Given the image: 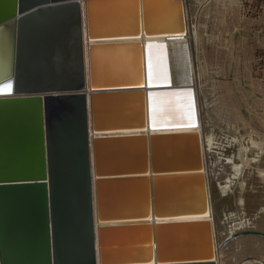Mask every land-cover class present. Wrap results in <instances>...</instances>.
Wrapping results in <instances>:
<instances>
[{"label":"water","instance_id":"obj_1","mask_svg":"<svg viewBox=\"0 0 264 264\" xmlns=\"http://www.w3.org/2000/svg\"><path fill=\"white\" fill-rule=\"evenodd\" d=\"M126 1H2L0 32L10 34L0 78V264H218L230 242L264 238L245 231L217 247L213 206L223 194L206 173L200 136L145 134L197 126L189 27L182 2L155 0L156 26L152 0H136L129 30L99 31V4ZM106 48L116 57L135 48L133 81L99 80L95 58ZM152 49L167 59L161 77L152 78ZM138 130L145 135L114 137Z\"/></svg>","mask_w":264,"mask_h":264},{"label":"rangeland","instance_id":"obj_2","mask_svg":"<svg viewBox=\"0 0 264 264\" xmlns=\"http://www.w3.org/2000/svg\"><path fill=\"white\" fill-rule=\"evenodd\" d=\"M186 20L191 33L188 39L195 68L194 88L205 144V137L211 141L212 134L225 138L229 128L234 134L232 129L238 127L236 121L247 119L241 101L243 94L251 95L249 92L258 87L264 90V0H191ZM130 61L132 58H127V64ZM133 61L135 63L134 56ZM209 117L220 121V126L208 127ZM243 131L247 133L246 129ZM260 131L264 133L263 128ZM259 164L261 169L250 176L245 188L233 191L214 204L213 221L218 242L227 239V230L233 223L239 227L245 221L251 224L250 231L264 233V158ZM216 165L222 166L217 162ZM224 167L227 171H230L228 167L233 168ZM221 188L225 195L230 185ZM224 218L229 221L224 223ZM227 247L230 254L226 264H243V260L249 264L264 263L262 237L238 238L224 250Z\"/></svg>","mask_w":264,"mask_h":264},{"label":"bare ground","instance_id":"obj_3","mask_svg":"<svg viewBox=\"0 0 264 264\" xmlns=\"http://www.w3.org/2000/svg\"><path fill=\"white\" fill-rule=\"evenodd\" d=\"M128 1H129L130 5L127 7L125 4ZM126 2L122 3V4H124V6H122V7L118 5L116 11H114V10L111 11V14L113 17L112 20L114 21L115 19H118L117 20L118 22L115 21L113 23L108 22V16L102 10V8L104 7V4H99L98 11H97V13H98V18H97L98 27H97V29L101 32H104L105 30H113L116 32H122V31L129 30L131 28L130 25L133 24V20H134L135 15H136L135 8H134V4H135L136 0H127ZM149 6H150L149 7L150 10H149L148 16H150L152 18V23L155 22V25L159 26L160 24H162V22H161L162 20H161V18L158 19V15H162V14L160 13L159 9L157 7H155V0H152L151 4ZM115 12L118 15L116 18L114 16ZM184 13L186 14L185 11H184ZM149 20H150V18H149ZM189 33H190V31H189ZM188 35L189 34H187V36L184 38V43H185V46H188V51H189L190 60H191L190 64H191L192 79H193V84L195 85V68H194V62L192 59V53L190 50V44H189L190 41L188 39ZM146 41H147V39L143 38L142 40H140V43H144ZM89 45L90 44L88 42H86L87 55H88L87 49H88ZM174 47L175 48L173 49V53L175 52V54L177 53L180 56V52H181L182 48H178L177 46H174ZM106 49L108 50V48H106ZM134 50H135V48H133L129 52L135 53ZM160 51H161V54H159V56H157L155 49L150 50V54H149L150 63L153 64V65H151L152 67H150V69L152 70V78L161 77V73L163 71L162 67L165 65V60H167L166 57L165 58L162 57V52L164 53V50L161 49ZM100 54H101V56L99 55V57L97 59L95 58V69H96L95 72L97 73V77L99 78L100 81H110V80L133 81L135 79V77H137V75L139 74L138 69H137V63H136V61L134 63L133 60L130 61L129 63L131 65V68H133V69L136 68L135 73L132 76L131 75L132 72L126 71L128 64L126 61L127 55L124 51L121 53V55L119 57H116V58H115V55H117V53L115 55H112V52L110 50H108V51L100 50ZM156 58H157V63L155 65L154 60ZM115 63H117V65ZM118 63L122 67H119ZM179 65H181V66L183 65L181 61L179 62ZM112 67H113V69H117V71H119V73L117 74L115 72L116 70L110 71ZM89 72H90V68H89V55H88V78H89ZM116 75H118V77H115ZM194 85L192 86V90L194 92L195 99H196V108H197V114H198L197 126L191 127V128H183V129H177V128L153 129V128H150V130L144 131L146 135H147V133L150 135H170V134H179V133H196L200 136L202 145L204 144V139H203V136L201 133L202 132L201 131V114H200V109H199V104H198V97H197ZM186 129H188V130H186ZM123 134H130V135H125V136L122 135V136H114V137H139V136L145 135V134H142L141 130L134 131V134H132V132H130V133L126 132ZM102 137H103V135H101V138ZM220 190L223 194L222 188H220ZM206 221H209L212 223L211 214H209V218L206 219ZM171 223H179V222H171Z\"/></svg>","mask_w":264,"mask_h":264},{"label":"crops","instance_id":"obj_4","mask_svg":"<svg viewBox=\"0 0 264 264\" xmlns=\"http://www.w3.org/2000/svg\"><path fill=\"white\" fill-rule=\"evenodd\" d=\"M2 1L4 0H0V15L2 14L5 4L4 2L2 3ZM127 7L130 5L129 1L126 2L125 4ZM119 6H124V4H121ZM118 5H114V7H103L102 10L103 12L106 13V15L108 16V22H118V19H115L118 15L115 12L114 16H115V20H112V14L111 11L114 10L116 11ZM82 13H83V18H84V29H86V18H85V14H86V8H85V3L82 2ZM110 14V15H109ZM110 17V18H109ZM9 34L10 31L8 29H5L3 31L0 32V78H2L3 75H5V72L8 69V45H9ZM86 40V38H85ZM126 53V52H125ZM129 54L131 52H128ZM121 54H119L118 56H120ZM133 56L134 54L132 53L131 55H127L126 57V61L127 58L133 60ZM116 58V56H115ZM134 62V61H133ZM86 65H87V75H88V55L86 52ZM133 67V66H132ZM118 74L119 71H117V69H113V67L111 68L110 71H114ZM136 68H131L130 63H128V67L126 68L127 72H132V76L135 73ZM115 77H118V75H116ZM245 77H247V75H245ZM257 85V83H256ZM250 94H243V98H242V103H243V107L244 110L247 112V119H239L238 121H236V126H242L243 129H247V128H253L258 135H261L264 137V133H261V129H264V90L260 89V87H258V89H254ZM257 94L259 95L257 97ZM212 107V104H211ZM212 117V116H211ZM209 117L208 120L213 124L214 127L220 126V121L217 122L216 120L214 121L213 118ZM219 120H221V118H218ZM224 126V125H222ZM229 127V126H228ZM230 129V128H229ZM230 132V131H229ZM215 136H211V141H207V138L205 137V142L207 145H213L215 139ZM211 161L212 163L210 164V174L212 179L217 180L219 183L220 188L225 186V185H230L229 190L226 192L225 195H223V198L228 197L229 195L233 194V191H236L237 189L242 190V187L245 188L247 186V182L250 179V176L255 174L257 172H259V170L261 168H259L261 165L259 163H255L252 164L251 161H244L243 157L244 155L239 154V157L241 159V161H243V167L242 169L240 167H238V164L236 163L237 166L232 165V164H223L221 162L217 161V158L211 153ZM216 162L218 164H222L221 167H218V165H216ZM224 166H232L233 168H229L230 171H227L226 168ZM238 168V169H237ZM264 171V170H263ZM245 174H247L246 178L244 177ZM244 178V179H243ZM250 186V185H249ZM243 204V201H241ZM241 206V205H240ZM255 236H248V237H242L241 239H247V238H254ZM230 254L229 252V248L227 247L226 250H223L221 255H220V264H226V262L228 260H226V257H228V255ZM234 261V260H233ZM246 260H243V263ZM247 262V261H246Z\"/></svg>","mask_w":264,"mask_h":264},{"label":"built area","instance_id":"obj_5","mask_svg":"<svg viewBox=\"0 0 264 264\" xmlns=\"http://www.w3.org/2000/svg\"><path fill=\"white\" fill-rule=\"evenodd\" d=\"M179 2H182L186 8V11L188 10L190 6L191 0H176ZM201 113V111H200ZM207 126H212L213 124L208 120ZM242 127L238 126L237 129H232L234 131V134L228 129L226 131L227 135L225 138L219 139L218 137H214L215 141L213 145H207L204 144V149L206 153V173L211 177L210 174V164L211 161V153L217 158L218 161H220L223 164H232L236 165L238 164V167L242 169L243 167V161H241L239 154L244 155L243 160L245 161H251L252 164L260 163L262 159L264 158V137L261 135H258V133L253 128H247V133H244V129H241ZM202 131V127H201ZM230 131V132H229ZM257 144V145H255ZM262 145V148L258 147V145ZM212 178V177H211ZM229 219L224 218V223H227ZM242 230V231H241ZM252 230L250 223L242 222L241 226L235 227V224L233 223L231 226H229L227 232L228 237L233 236L240 232L250 231ZM227 237V238H228ZM217 241V247H219L222 243L218 242V234L216 236ZM222 253V252H221ZM218 256V264H220V255ZM234 262V261H233ZM250 262H245L243 264H249ZM257 264H263V262L259 261L256 262Z\"/></svg>","mask_w":264,"mask_h":264}]
</instances>
